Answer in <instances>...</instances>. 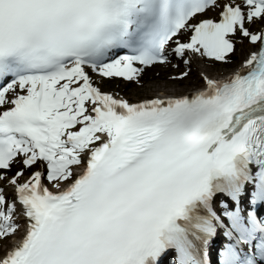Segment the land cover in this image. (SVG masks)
Here are the masks:
<instances>
[{"label": "snow or ice", "instance_id": "snow-or-ice-1", "mask_svg": "<svg viewBox=\"0 0 264 264\" xmlns=\"http://www.w3.org/2000/svg\"><path fill=\"white\" fill-rule=\"evenodd\" d=\"M244 40L188 93L100 86ZM0 246V264H264V0H0Z\"/></svg>", "mask_w": 264, "mask_h": 264}, {"label": "rangeland", "instance_id": "rangeland-1", "mask_svg": "<svg viewBox=\"0 0 264 264\" xmlns=\"http://www.w3.org/2000/svg\"><path fill=\"white\" fill-rule=\"evenodd\" d=\"M242 57L243 54H240L238 60L233 62L235 64L231 63L232 65H230L229 63V65L231 67L236 66V64L239 62V60ZM213 66L214 65L204 66V68L208 69L210 73L211 72L221 73V72H226V70L228 71L230 69V67L224 68V67H218V66L213 67ZM173 75H177V71L174 70L168 71L165 68H161V69L159 68L158 70H155L153 72L150 71L145 77L146 84L130 85L131 86L130 88L128 86L127 89L124 90L125 96L130 101H135L138 100L139 98H145L147 96L149 97L150 95L162 93L163 91L169 92V94H173V93L183 94L184 92L188 91V89L191 86L194 87L201 86V82L200 79L198 78L196 69L194 70V73H192L190 77L184 79V81H177L175 79L172 80L171 78L173 77ZM109 85H110L109 88L105 86L103 87V85H101L102 90H108V91L115 90L116 84H109Z\"/></svg>", "mask_w": 264, "mask_h": 264}, {"label": "bare ground", "instance_id": "bare-ground-1", "mask_svg": "<svg viewBox=\"0 0 264 264\" xmlns=\"http://www.w3.org/2000/svg\"><path fill=\"white\" fill-rule=\"evenodd\" d=\"M252 48V47H251ZM251 48H250V50H251ZM193 65H194V67L198 70L197 72H198V74L200 75V73L201 72H205L206 74H208L209 76H214V77H218V76H225L227 73H225V72H222V73H210V71L208 70V69H203V68H200L199 66H197V64L195 63V62H193ZM239 65V64H238ZM185 66V65H184ZM183 66V67H184ZM182 67V66H181ZM237 67V66H236ZM180 68V67H179ZM235 68V67H234ZM233 68V69H234ZM232 69V70H233ZM182 71H185V68L184 69H182L181 71L180 70H177V75L180 73V72H182ZM200 87H202V85L200 86ZM161 94H169V92H166V91H163L162 93H159V95H161ZM151 97L153 96V95H150ZM149 96V97H150ZM148 97V96H147ZM146 98V97H145ZM139 99H143V98H139ZM138 99V100H139ZM137 100H135V101H132V102H136Z\"/></svg>", "mask_w": 264, "mask_h": 264}]
</instances>
